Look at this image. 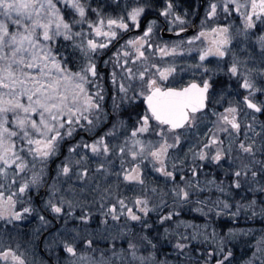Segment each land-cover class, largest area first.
Wrapping results in <instances>:
<instances>
[{
	"label": "rangeland",
	"instance_id": "rangeland-1",
	"mask_svg": "<svg viewBox=\"0 0 264 264\" xmlns=\"http://www.w3.org/2000/svg\"><path fill=\"white\" fill-rule=\"evenodd\" d=\"M86 4L85 0H0V231L3 226L11 238H20L19 243L11 242L15 247L9 251L1 248V240V264H49L38 255V228L53 223L41 215L33 225L35 221L25 214L31 205H25V197L43 189L52 156L81 125L72 115L80 114L88 103L81 93L90 82L87 77L96 72L104 23L92 25L86 20ZM226 28L228 36L231 30ZM218 33H212L208 42L220 41ZM59 42L68 44L84 69L58 49ZM129 45L121 46L127 52L119 53L116 61L125 67L147 64L148 59L139 57L146 50ZM225 55L226 51L222 58L218 55V66H224ZM207 56L206 52L201 59L204 72L210 68ZM236 60L233 76L241 83L224 93L225 103L223 93H211L195 137L194 123L176 133L154 125L160 137L149 141L140 138L147 129L140 125L121 141V178L135 183L150 169L153 180L146 183H152V196L142 195L137 203L123 197L125 201L114 203L98 195L86 202L85 188L78 183L56 196L47 187L43 206L58 221L63 213L67 223L47 235L43 248L48 256L58 264H264V117H257L243 102L248 91L243 79L246 65ZM103 142L108 144L107 138L89 144L81 138L67 150L75 157L83 151L96 155ZM162 143L167 147L160 149ZM183 144L186 151L180 159L170 156ZM62 162L56 171L58 182L70 178L83 183L84 169L74 166L73 173L68 160ZM115 173L119 171L105 168L95 177L101 191L114 182L107 176ZM177 173L180 178L174 179ZM97 205L107 211V218L100 228L82 227L92 222L89 212ZM216 218L235 220L238 226L222 230L212 224ZM154 220L159 230L153 231ZM29 235L30 242L25 239ZM200 244L207 252L198 248Z\"/></svg>",
	"mask_w": 264,
	"mask_h": 264
},
{
	"label": "flooded vegetation",
	"instance_id": "flooded-vegetation-1",
	"mask_svg": "<svg viewBox=\"0 0 264 264\" xmlns=\"http://www.w3.org/2000/svg\"><path fill=\"white\" fill-rule=\"evenodd\" d=\"M85 3H87L86 20L92 25L99 21L104 23V29L99 35V41L102 43L101 53L93 69L96 72L93 76L87 77L90 82L87 81L85 90L81 93V98L87 99L88 103L80 114L72 115L75 122L81 125L75 129L70 139L62 142L60 152L52 156L50 175L44 182L43 189L36 194L30 191L25 197L27 202L25 205L31 204L27 206L29 211L26 212L23 206L25 214L34 217V225L41 215L47 219V223H53L52 227L38 228V232L41 233L38 240V255L49 264L58 263L52 256L47 255L43 242L48 234L67 223L62 216L63 213H60L58 221L43 206L48 186L54 189L51 191L53 196H56L69 185L74 186L78 183L76 186L85 188L86 202L94 201V197L99 195L105 201L110 199L114 203L125 201L123 197H128V201L137 203L142 195H151L152 183H146L150 179L153 180L150 169L145 173V181L128 179L130 182L136 180L135 183H128L121 178L122 172L119 167L122 165L120 158L123 155L122 147L119 146L121 141L129 134L131 137L134 130H139L140 125L147 127L140 138L149 141L160 137L154 125L160 126L167 132L176 133L186 125L194 123L193 137H195L200 131L197 123L201 122V113L209 104L211 93L221 92L224 95L227 90L241 83L240 81L236 83L233 76L232 65L237 58H239L236 60L237 63L246 65L243 79L248 84L249 92H244L243 102L257 117H264V0H85ZM217 3L219 4L216 6ZM218 26V29L214 28ZM191 27L192 29L183 35H169ZM226 27H230L231 30L228 36L224 34ZM216 32H220L217 34L220 41L214 40L209 43L210 36ZM207 42L209 50L205 47ZM127 43L130 44L128 47L140 45L146 50L140 53L139 57L148 59L147 64L125 67L121 65L120 60L116 61L119 53L126 54V48L121 46L126 47ZM220 45L222 46L220 50L226 51L224 66L215 63L218 55L222 58V54H225V51L220 52ZM130 51L134 53L132 48ZM206 52L210 59V68L204 72L201 59ZM160 58L163 67L160 66ZM143 83H147L146 90ZM123 84H126L125 89L122 87ZM191 84L199 86L206 84V107L203 111H192L189 107H185L188 119L182 127L171 129L168 124L158 121L146 107L145 100L155 89L183 90ZM224 96L223 103L228 100L226 98L228 95ZM246 100L263 109V113L259 114L249 108ZM102 137L107 138L108 144L103 142L102 150L96 155L83 151L75 157L67 150L81 138L89 144ZM165 147L167 146L163 143L159 146L160 149ZM185 151L186 147L183 144L181 150L176 149L170 153L172 154L170 156L177 155L180 159ZM65 158L73 173L74 166L84 169L82 172L87 178L83 183L75 182L70 178L58 182L56 171L60 165H63L62 161ZM105 168L119 173L107 176L109 181L114 180V182L107 183L106 188L101 191L102 185L96 182L95 177L100 176ZM179 175L177 173L174 179ZM99 200L97 203L100 205L101 200ZM90 210L89 217L92 222L81 226L100 228L101 220L107 218V211L102 210L98 205ZM151 217L152 215L149 218ZM34 221L32 219V223ZM10 236L2 226L0 242L4 241L1 247L3 250L13 249L11 247L15 246L11 242L15 240L19 243L20 238ZM30 245L29 243L28 246ZM58 259L60 262L61 258Z\"/></svg>",
	"mask_w": 264,
	"mask_h": 264
},
{
	"label": "water",
	"instance_id": "water-1",
	"mask_svg": "<svg viewBox=\"0 0 264 264\" xmlns=\"http://www.w3.org/2000/svg\"><path fill=\"white\" fill-rule=\"evenodd\" d=\"M191 29L192 27L189 29H182L169 35H183ZM206 92V84L203 86L191 84L183 90L155 89L151 95L146 98L145 104L158 121H162L163 124H168L171 129H178L182 127L188 119V114L184 110L185 107H189L192 111H203L205 109ZM246 104L259 114L263 112L261 108L248 100H246Z\"/></svg>",
	"mask_w": 264,
	"mask_h": 264
},
{
	"label": "trees",
	"instance_id": "trees-1",
	"mask_svg": "<svg viewBox=\"0 0 264 264\" xmlns=\"http://www.w3.org/2000/svg\"><path fill=\"white\" fill-rule=\"evenodd\" d=\"M58 49L60 50V51H62L64 54H66L67 56H68V58H69V60H71L72 62H73V64L74 65H76V61L74 60L75 58H73V55H74V53H72V51L70 50V48H69V46H68V44H66V42H59L58 43ZM72 57V58H71ZM77 59V58H76ZM78 62V61H77ZM69 65L70 66H72V63H69ZM81 66V64L78 62V67H80ZM217 174V173H216ZM184 214H186V213H184ZM43 216V215H42ZM44 217V216H43ZM32 219H33V221H34V217H31ZM194 218H197V219H199V217H194ZM44 219L45 220H47L45 217H44ZM150 219V218H149ZM201 219V218H200ZM153 222V221H152ZM211 222H212V224H214L215 225V227H221L222 228V230H225V229H228V228H232V227H237L238 226V224H237V222L235 221V220H232V219H228V218H216L215 220L214 219H212L211 220ZM154 229H153V231H156V230H159V227H158V224H157V222H156V220H154ZM244 223V222H243ZM243 223H241V224H243ZM241 224H239V225H241ZM34 225V224H33ZM152 233H150L149 235H151ZM31 237L32 236H30L29 235V237L28 238H26V240L28 241V242H30V240H31ZM152 237V236H151ZM231 246H232V244H231ZM233 247H234V244H233ZM198 248L201 250V251H204V252H207V247L205 246V244H200V245H198ZM236 250V249H235ZM234 255H235V253H234Z\"/></svg>",
	"mask_w": 264,
	"mask_h": 264
}]
</instances>
